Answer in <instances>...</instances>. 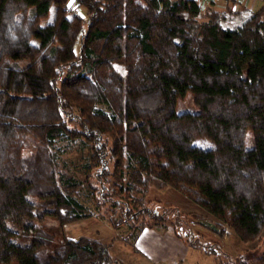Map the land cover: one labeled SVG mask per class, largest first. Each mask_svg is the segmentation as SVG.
I'll list each match as a JSON object with an SVG mask.
<instances>
[{
	"label": "trees",
	"instance_id": "obj_1",
	"mask_svg": "<svg viewBox=\"0 0 264 264\" xmlns=\"http://www.w3.org/2000/svg\"><path fill=\"white\" fill-rule=\"evenodd\" d=\"M73 1L83 15L67 16L68 0H0V264H122L107 243L45 219L91 216L81 190L113 206L123 192L112 225L143 210L150 222L135 228L172 226L130 194L147 181L208 213L188 215L211 234L230 226L247 242L264 232V0ZM188 92L197 110L176 112ZM76 138L94 169L83 179L56 154V142ZM125 153L134 168L122 186ZM233 264H264V249Z\"/></svg>",
	"mask_w": 264,
	"mask_h": 264
},
{
	"label": "rangeland",
	"instance_id": "obj_2",
	"mask_svg": "<svg viewBox=\"0 0 264 264\" xmlns=\"http://www.w3.org/2000/svg\"><path fill=\"white\" fill-rule=\"evenodd\" d=\"M261 1L262 0H254L249 4V6L246 5V7L253 9L257 7ZM67 7L70 10V12L66 14L67 16H69L72 12L79 15L84 14V8L77 5L73 0H68ZM205 7L208 6H205L204 4L203 8ZM217 7L220 8L222 6L218 5ZM52 17L53 6L49 8L47 18L42 22H50ZM97 106L102 110L107 111L104 105L98 104ZM175 110L176 112L197 110V107L192 102L190 92L186 93L183 98L178 100ZM194 143L203 147H208L210 144L207 140L200 138L195 139ZM56 145L58 149L56 154H59L58 164L59 167H62L61 170L64 171V173L72 174L76 178L83 179L84 177H87V175H90L94 170L92 168L90 169L89 173H87L84 168V164L87 162V156L89 155V144H86L76 138L70 143L58 141L56 142ZM133 168V158L128 157L125 153L124 169L121 182L122 186H124L128 172ZM89 179L94 184V186H96V188H99V184L93 182L95 179L92 178V176H89ZM108 183L109 181L105 182L104 185L106 186ZM129 192L131 195L140 198L141 207L146 206L145 208L155 211L156 213H163L167 217V221L172 222V226L176 234L180 236L178 237L175 235V237L183 244L187 242L189 245L201 249L202 251H199V255L203 260L202 264H233V259H235L236 256L257 254L264 249V232L262 231L253 240L247 242L240 241L230 226L225 227V232L222 237H218L207 232L192 220L194 218L193 216L189 217L188 214H194L201 218L202 216L209 217L208 213L188 200L184 195L167 185H161L158 187L152 181H147V183L142 187L141 191L136 192L130 190ZM81 194L84 195L85 191L81 190L79 192L77 195L79 197L78 200L88 207V209L91 211V216L64 223L60 226L54 221V219L51 218H46L45 222L51 225L53 230L60 232L66 237L77 238L78 236H85L96 239L103 243L116 240L117 242L115 243L114 241L113 246L109 249L112 255L117 253L115 252L117 251L115 248L124 251L125 249L122 247V245H124L125 248H129V243L133 241L136 232H138L140 228L146 229V227H151L141 224V226L135 228L137 226L136 221H141V223L144 224L150 222V219L148 220L143 214V210L137 215L136 220H133L134 218H129L126 222L123 221L117 226L110 223L108 219L109 217L114 219V221L118 220L119 218H124L123 210L120 209L124 206V201L126 200L123 192H121L118 196V206L111 205L112 203L110 201L99 199V192H95L96 198H90L89 201H84ZM126 202L129 206H131V208H135V205L132 204L131 201L127 200ZM209 218L213 219L212 217ZM129 225L132 226V230L129 228ZM152 228L156 231L161 230L163 233V226H153ZM122 237H124V240H122ZM170 240L171 239L169 238L167 239V235L165 234V236L161 237L159 240L150 241V245L158 246L159 251L157 252V255L163 257L167 251H178L177 247H170ZM137 245L138 246H136V248L142 246L140 242H137ZM203 250L206 251L205 254ZM120 257L126 264H134L131 258H127L125 255H121ZM152 264H176V261L160 258V260H156L152 262Z\"/></svg>",
	"mask_w": 264,
	"mask_h": 264
},
{
	"label": "crops",
	"instance_id": "obj_3",
	"mask_svg": "<svg viewBox=\"0 0 264 264\" xmlns=\"http://www.w3.org/2000/svg\"><path fill=\"white\" fill-rule=\"evenodd\" d=\"M228 0H203L202 4L208 7H217L218 5L223 6ZM239 3L244 4L245 6L250 3H252L254 0H235ZM218 8V7H217ZM163 233L162 231H156L152 227H146L140 228L138 232H136L133 241H131L128 245L129 248H125L124 245V251L119 250L118 248H115L116 254L112 255L110 253V247L113 246V242H117L116 240L108 242V252L111 256L116 257L120 260L121 263H125L121 259V255H125L127 258H131L133 260L134 264H152V262L156 260H160V258L164 259H171L175 260L176 264H202V258L199 255L200 250L198 248H195L192 245H189L186 241L185 244H183L179 239L175 237V231L174 228L170 225L164 226ZM167 235V239H171L170 247L171 248H178V251H167L163 257H160L157 255V252L159 251V247L155 245H150V241H155L161 239V237ZM123 238V239H122ZM121 239L124 240V237ZM137 242H140L142 245L141 247H137ZM115 245V244H114ZM175 246V247H174ZM202 251V250H201ZM204 251V250H203ZM206 251H204L205 254ZM121 254V255H120ZM126 264V263H125Z\"/></svg>",
	"mask_w": 264,
	"mask_h": 264
},
{
	"label": "built area",
	"instance_id": "obj_4",
	"mask_svg": "<svg viewBox=\"0 0 264 264\" xmlns=\"http://www.w3.org/2000/svg\"><path fill=\"white\" fill-rule=\"evenodd\" d=\"M197 1H199V2L201 1L202 2L203 0H197Z\"/></svg>",
	"mask_w": 264,
	"mask_h": 264
}]
</instances>
